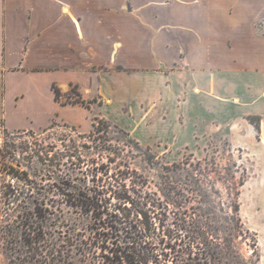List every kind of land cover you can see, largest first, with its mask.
Returning a JSON list of instances; mask_svg holds the SVG:
<instances>
[{"label": "crops", "instance_id": "1", "mask_svg": "<svg viewBox=\"0 0 264 264\" xmlns=\"http://www.w3.org/2000/svg\"><path fill=\"white\" fill-rule=\"evenodd\" d=\"M96 117L177 155L224 135L264 264V0H0L4 129L88 134Z\"/></svg>", "mask_w": 264, "mask_h": 264}, {"label": "rangeland", "instance_id": "2", "mask_svg": "<svg viewBox=\"0 0 264 264\" xmlns=\"http://www.w3.org/2000/svg\"><path fill=\"white\" fill-rule=\"evenodd\" d=\"M72 99L77 97L72 95ZM93 124L100 125L92 138L98 139L95 143L78 138L92 133L94 127L81 134L77 128L57 122L40 132H9L0 123V264H34L41 226L51 249L49 255H57L54 249L62 246L70 260L79 264L80 256L71 244L78 235L80 239L90 237L92 219L64 204L54 187L61 181L60 175L81 177L69 167L59 166L68 159L64 146L74 145L73 140L79 147H90L85 153L91 158L97 156L95 146L103 147L105 162L107 149H111V157H120L117 161L123 168L142 175L148 190L159 198L199 206L202 214L210 217V231L220 244L214 249L215 258L208 257L207 264H261L255 235L236 217L237 194L246 177L242 156L229 150L224 135L211 142L206 155H177L163 145L137 142L106 118L96 117ZM37 203H45L49 210L44 222L36 215ZM199 263L203 264L201 256Z\"/></svg>", "mask_w": 264, "mask_h": 264}, {"label": "trees", "instance_id": "3", "mask_svg": "<svg viewBox=\"0 0 264 264\" xmlns=\"http://www.w3.org/2000/svg\"><path fill=\"white\" fill-rule=\"evenodd\" d=\"M54 92L61 102L60 90L54 87ZM77 96L75 100L71 95L66 96L62 103L85 104L80 95ZM250 121L259 129L257 118H250ZM99 126L93 124L94 130L89 135H78L80 141L92 140L100 131ZM97 140L93 139L92 143ZM71 142L74 145L64 146V157L68 159L59 166L70 168L81 177L68 173L60 175L61 181L54 187L64 204L92 219L90 237L80 239L78 235L71 244L80 256L79 264H201L200 256L203 264H207L208 257L215 258L214 249L220 244L210 231V217L203 215L199 206H185L186 203L179 200L170 203L159 198L148 190L142 175L129 167L123 168L117 161L120 157H111L114 154L111 149H107L109 156L105 162L103 147L95 146L99 150L97 156L91 158L85 153L90 147L81 144L80 148L75 140ZM242 185L243 182L240 187ZM239 194L240 189L235 210L238 223L243 224ZM35 210L44 222L49 212L45 203H37ZM39 233L40 245L32 261L34 264H76L64 253L62 246L54 249L57 255H49L51 249L44 239L43 226Z\"/></svg>", "mask_w": 264, "mask_h": 264}]
</instances>
